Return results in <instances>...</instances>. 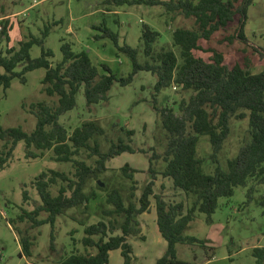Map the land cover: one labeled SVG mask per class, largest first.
<instances>
[{
	"label": "trees",
	"instance_id": "1",
	"mask_svg": "<svg viewBox=\"0 0 264 264\" xmlns=\"http://www.w3.org/2000/svg\"><path fill=\"white\" fill-rule=\"evenodd\" d=\"M116 4L127 0H111ZM134 3L149 2L163 5L167 13L193 18V27H177L172 32V44L179 48L177 55L171 48L159 46L156 41L159 31L143 24L141 27L140 45L143 60H139V49L128 44H118L117 34L108 32L118 50L125 53L131 61V72L127 76H116L105 64L103 72L91 61L86 51H74L69 42L61 39L62 58L51 64L53 53L44 46L49 28L39 36L31 33L20 40L17 46L6 45L9 42L8 31L11 24L8 19H0V87L5 91L14 77L24 82V73L36 68L45 70L41 79V92L56 96L54 106L44 102L33 103L36 117L35 127L31 132L20 126L3 128L0 125V139L4 140L0 153V169L8 162L16 143L24 141L27 158L42 157L45 151H52V159L70 163L71 171L48 169L35 176L33 185L40 203L32 210L22 209L12 222H29V226L16 232L21 247L20 255H32L35 237L30 230L44 223L52 226L56 218L66 210L82 206L96 198L95 191L87 193L85 187L89 180L95 181L97 189L106 190L98 183L99 176L107 170L106 162L122 152L134 153L135 148L118 138L111 142L104 151L100 150L97 137L103 136L104 128L95 120H85L71 131L60 122V115L75 106L76 94L83 89L87 106L107 101L108 92L114 82L121 86L129 84L138 71H147L155 76L152 86L150 105L156 116L158 127V144L162 145L160 153L151 148L148 157L147 173L150 179L139 195L135 194L137 170L128 163L120 167L124 177L132 183L127 199L118 188L107 191L102 209V218L94 223L84 224L82 244L84 252L72 251L60 256L55 264H107L109 252L120 249L124 264H131L132 245L130 236L141 232L139 215L149 212L151 197L154 198L155 222L157 229L166 241V248L154 264H202L213 257V248L206 239L184 235V230L194 219L196 212L206 215L205 221L212 222L211 215L217 207L218 198L231 196L235 186H245L250 178L264 183V69L252 72L247 65L224 63L223 55L215 50L209 60L196 54L201 49L200 41H208L212 35L226 29L239 14L237 34L243 38L247 7L252 0H132ZM39 45L40 55L31 58L29 50L32 45ZM21 66L16 71L17 66ZM178 86L187 93L170 104L159 105L157 96L162 89ZM247 118V135L237 152L226 161V168L217 164V155L230 132V120ZM127 135L133 134L126 129ZM201 135H206L212 149V161L216 163L213 172H204L202 159L197 156L196 147ZM154 135V138H156ZM128 142L130 141L127 140ZM89 151L88 157L97 156L93 163L80 158ZM141 152H147L141 150ZM161 161V168H156ZM158 175L169 178L175 189L185 195L186 201H167L164 195L155 193L153 186ZM100 181V180H99ZM102 182V181H100ZM59 183L56 194L50 190ZM23 199L27 200L26 192ZM109 204V205H108ZM40 212L47 213L43 219ZM96 237V238H95ZM144 239L143 235L140 236ZM197 245L203 252L200 260L185 261L176 257V245ZM94 248L95 252H88ZM50 250L55 251L54 236L50 237ZM257 264H264V246L252 250Z\"/></svg>",
	"mask_w": 264,
	"mask_h": 264
},
{
	"label": "rangeland",
	"instance_id": "2",
	"mask_svg": "<svg viewBox=\"0 0 264 264\" xmlns=\"http://www.w3.org/2000/svg\"><path fill=\"white\" fill-rule=\"evenodd\" d=\"M149 1V0H145ZM241 0H237L239 4ZM167 13L163 5L149 2L133 3L127 0L116 4L111 0H0V19H8L11 29L8 31L9 42L6 45L17 46L18 42L29 33L39 36L46 27L49 33L44 40V46L53 55L51 64L62 58L60 51L61 39L71 44L74 51H86L91 61L103 72L102 64L115 73L116 76H127L132 69L128 56L118 50L112 38L107 34H117L119 45L123 43L138 48L139 60H143L140 45L141 27L146 24L159 31L156 48L164 46L171 48L177 55L179 48L172 44V32L177 27H193V18ZM239 14L228 24L226 29L215 32L206 41H200L201 49L196 54L209 60L212 51L223 55L224 63L247 65L252 72L264 69V0H252L246 10V21L243 38L237 34ZM39 45H32L29 54L31 58L40 55ZM21 66L15 68L19 71ZM3 71L0 67V72ZM43 68H36L24 73V82L14 77L9 87L4 91L0 87V125L3 128L20 126L24 131L31 132L36 123L33 113V103L44 102L54 106L56 96H48L41 92ZM155 76L147 71H138L132 81L124 86L114 82L108 92V100L87 106L80 89L76 94L75 106L60 115L59 122L69 131L85 120H95L105 133L97 137L100 150L104 151L111 142L117 143L118 138L129 143L135 152H122L106 162L107 170L100 176L102 186L106 190L97 189L94 180H89L85 191H95L96 198L82 206L70 208L58 216L52 226L44 223L29 232L35 237L32 255H20L16 226L23 229L29 222H17L12 219L22 209L32 210L40 203L39 196L33 185L36 175L48 169L69 172L70 163L58 162L52 159V151H45L42 157L27 158L24 141L16 143L7 164L0 169V264H55L62 255L72 251L84 252L82 244L84 224L94 223L103 217L102 209L106 193L111 188H118L125 199L130 193L131 181L124 177L120 167L128 163L137 172L133 177L135 194L139 195L144 185L150 179L147 173L148 157L151 148L155 152L162 151L158 144V127L156 116L150 105L152 86ZM187 93L178 86L162 89L157 96L159 105L170 104ZM247 118L230 120V132L217 155V164L226 168L228 158L235 155L247 135ZM126 129H132L133 134L127 135ZM154 135L156 138H154ZM130 141L128 142L127 140ZM4 140L0 139V153ZM145 150L147 152H141ZM197 156L202 159L204 172H213L216 163L212 161V149L206 135H201L196 147ZM85 151L80 158L93 163L97 157H90ZM91 154V153H90ZM161 161L156 168H161ZM154 192H161L167 201H182L186 198L183 192L175 189L169 178L158 175L154 180ZM59 183L52 185L50 190L56 194ZM26 192L28 199H23ZM149 212L139 215L141 232L128 238L132 245L133 259L131 264H154L166 248V241L160 235L155 222L154 198L151 197ZM109 205V204H108ZM47 213L40 212L38 218H45ZM206 215L196 212L194 219L184 230V235H192L206 239L213 248V257L202 264H257L252 250L256 246H264V183L250 178L245 186H235L231 196L218 198L217 207L212 213V222L205 221ZM54 236L55 251L50 250V237ZM144 237L141 239L140 236ZM96 238V237H95ZM88 252H95L88 248ZM204 252L197 245L177 244L176 257L185 261L203 258ZM107 264H124L120 249L109 252Z\"/></svg>",
	"mask_w": 264,
	"mask_h": 264
},
{
	"label": "water",
	"instance_id": "3",
	"mask_svg": "<svg viewBox=\"0 0 264 264\" xmlns=\"http://www.w3.org/2000/svg\"><path fill=\"white\" fill-rule=\"evenodd\" d=\"M98 183H99L100 185H102V182H100L99 180H98Z\"/></svg>",
	"mask_w": 264,
	"mask_h": 264
},
{
	"label": "crops",
	"instance_id": "4",
	"mask_svg": "<svg viewBox=\"0 0 264 264\" xmlns=\"http://www.w3.org/2000/svg\"><path fill=\"white\" fill-rule=\"evenodd\" d=\"M141 225V224H140ZM142 228V227H141Z\"/></svg>",
	"mask_w": 264,
	"mask_h": 264
}]
</instances>
